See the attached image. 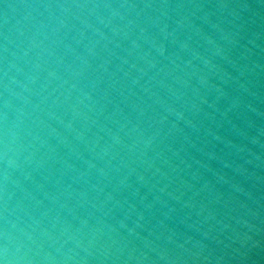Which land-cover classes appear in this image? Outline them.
Masks as SVG:
<instances>
[{
  "label": "water",
  "instance_id": "obj_1",
  "mask_svg": "<svg viewBox=\"0 0 264 264\" xmlns=\"http://www.w3.org/2000/svg\"><path fill=\"white\" fill-rule=\"evenodd\" d=\"M0 264H264V0H0Z\"/></svg>",
  "mask_w": 264,
  "mask_h": 264
}]
</instances>
